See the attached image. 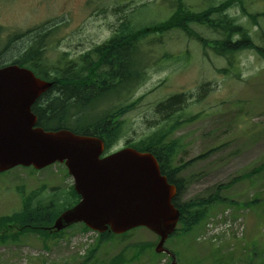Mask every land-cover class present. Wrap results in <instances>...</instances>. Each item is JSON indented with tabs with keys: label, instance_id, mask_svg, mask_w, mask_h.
Segmentation results:
<instances>
[{
	"label": "rangeland",
	"instance_id": "374dc122",
	"mask_svg": "<svg viewBox=\"0 0 264 264\" xmlns=\"http://www.w3.org/2000/svg\"><path fill=\"white\" fill-rule=\"evenodd\" d=\"M182 1L190 11H200L224 0ZM176 5L177 0H0V45L6 46L1 61L18 57L39 38V30L49 31L53 25L59 31L47 33L46 56L53 62L75 59L108 40L123 21L137 26L157 23ZM245 6L251 13L264 11V0H245ZM226 13L251 31L264 32V18L253 24L240 6ZM191 28L209 40L222 37L204 25ZM11 37L16 38L8 45ZM256 41L264 45L261 38ZM141 46L128 49L126 62L148 63L141 69L145 77L123 101L118 99L136 105L121 116L122 130L112 151L170 130L167 140L180 142L173 166L188 162L179 176L180 201L201 200L207 206V216L169 237L166 247L176 254L178 264H264V58L245 50L236 54L233 69L226 57L176 28L151 34ZM226 67L230 72H223ZM175 94L181 95L180 102L167 106ZM72 185L63 163L0 172V215L20 210L28 196L45 198L55 190L65 193ZM212 195L214 202L208 204ZM227 207H234L235 214L246 208L245 238L219 249L199 242L207 220ZM85 230L77 224L57 236L27 233L17 242L0 244V264H111L118 254L121 262L114 264H171L167 254L155 253L157 236L144 227L107 239L95 234L82 252L89 241L78 235ZM92 249L95 254L85 260Z\"/></svg>",
	"mask_w": 264,
	"mask_h": 264
},
{
	"label": "trees",
	"instance_id": "16d2710c",
	"mask_svg": "<svg viewBox=\"0 0 264 264\" xmlns=\"http://www.w3.org/2000/svg\"><path fill=\"white\" fill-rule=\"evenodd\" d=\"M235 6H240L242 13L253 24H258V18H264V11L249 12L245 0H224L200 11H190L191 7H187L182 0H177L173 13L167 19L139 26L125 20L116 29L117 33L105 43L78 58L62 57L58 62L48 59L45 47L49 40L44 43L46 36H40L26 53L15 59V63L30 67L38 76L54 81L52 87L33 105L38 125L47 130L67 128L79 134L100 136L105 140L106 149L111 148L120 137L123 124L121 116L136 105L135 102L119 103L118 99L123 101L145 77L144 70L141 69H145L146 64L135 66L131 61L129 64L126 62L128 49L135 47L142 50V41L151 34L164 35L174 28L181 29L194 36L205 49L211 48L215 54L226 57L233 69L236 68V54L245 50L254 51L264 58V45L256 41L257 38L264 40V32H253L226 13V10ZM193 24L204 25L222 37L209 40L195 33L191 28ZM55 29L57 27H52L51 30ZM258 33L259 36L256 37ZM13 39L14 37L10 41ZM5 50L0 45V67L4 65L1 58ZM165 57L170 58L171 55L166 54ZM231 68L226 67L223 72L228 73ZM112 93L119 95L111 97L114 103L108 105L112 99L107 97ZM180 100L181 95L175 94L167 100V106H173ZM169 132L170 130H160L132 146L153 152L160 161L162 173L181 189L182 183H178L174 177L188 163L173 166L172 161L180 142L178 139L167 140ZM28 197L20 210L0 215V244L17 242L30 232L51 235L52 232L46 227L51 226L62 211L76 204L80 198L74 186L65 193L55 190L45 198ZM213 197L214 195L207 201L208 204L214 202ZM175 203L181 209V223L186 222L185 225H193L205 217L207 206L204 201L194 200L179 205L176 198ZM109 236V233H104L100 238L107 239ZM95 252L96 249H92L85 260H90Z\"/></svg>",
	"mask_w": 264,
	"mask_h": 264
},
{
	"label": "water",
	"instance_id": "95a60500",
	"mask_svg": "<svg viewBox=\"0 0 264 264\" xmlns=\"http://www.w3.org/2000/svg\"><path fill=\"white\" fill-rule=\"evenodd\" d=\"M52 84L18 64L0 68V172L64 162L81 200L61 213L53 229L83 222L101 233L120 234L146 226L160 236L157 251L165 250L180 211L172 202L177 188L156 157L131 147L101 157L105 143L97 136L38 126L32 105Z\"/></svg>",
	"mask_w": 264,
	"mask_h": 264
}]
</instances>
